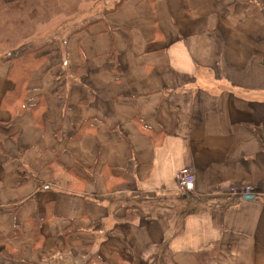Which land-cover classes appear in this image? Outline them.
Returning <instances> with one entry per match:
<instances>
[{"label": "crops", "instance_id": "1", "mask_svg": "<svg viewBox=\"0 0 264 264\" xmlns=\"http://www.w3.org/2000/svg\"><path fill=\"white\" fill-rule=\"evenodd\" d=\"M114 6L0 60V264H264V0Z\"/></svg>", "mask_w": 264, "mask_h": 264}, {"label": "trees", "instance_id": "2", "mask_svg": "<svg viewBox=\"0 0 264 264\" xmlns=\"http://www.w3.org/2000/svg\"><path fill=\"white\" fill-rule=\"evenodd\" d=\"M81 1L94 0H12L6 2L0 0V15L2 16V20H4V25L7 23L11 24L15 27L16 31V28H20L24 24V20L31 21L36 19V17L42 19L46 15L53 13L75 15L79 11L78 6ZM121 2L122 0L115 4L114 7L120 5ZM48 21V18L42 20L43 23H47ZM50 42L49 39H42L41 41L32 43L25 42L5 56H1L0 60L11 63V68H9L7 74L8 78L19 82H15V88L13 89L14 96L20 94V85L26 79L28 72L42 64L46 56L40 54V51L50 45ZM3 101H6V96ZM191 212L193 210H183L182 214L186 215Z\"/></svg>", "mask_w": 264, "mask_h": 264}, {"label": "rangeland", "instance_id": "3", "mask_svg": "<svg viewBox=\"0 0 264 264\" xmlns=\"http://www.w3.org/2000/svg\"><path fill=\"white\" fill-rule=\"evenodd\" d=\"M118 1L120 0L81 1L78 6L79 11L75 15L53 13L46 15L42 19L36 17V19H34L35 21L24 20V24L20 28H16V31L15 27L11 24L7 23L4 25V20H2V16L0 15V55L5 56L22 43L41 41V38H44L48 30L54 28V26H57L58 29L61 28L62 33L60 34V38H63L65 34H70L76 30L86 28L89 23L101 16ZM96 3H98L99 6L93 7ZM46 18H48L49 21L43 23L42 20ZM83 19H85L84 22H82ZM179 194H181V192H179Z\"/></svg>", "mask_w": 264, "mask_h": 264}, {"label": "built area", "instance_id": "4", "mask_svg": "<svg viewBox=\"0 0 264 264\" xmlns=\"http://www.w3.org/2000/svg\"><path fill=\"white\" fill-rule=\"evenodd\" d=\"M194 175L191 170L181 169L177 173V186L184 192H191L194 189ZM233 199L242 201L244 196L254 195L256 196L257 191L251 186H245L241 188H231Z\"/></svg>", "mask_w": 264, "mask_h": 264}, {"label": "water", "instance_id": "5", "mask_svg": "<svg viewBox=\"0 0 264 264\" xmlns=\"http://www.w3.org/2000/svg\"><path fill=\"white\" fill-rule=\"evenodd\" d=\"M253 198H254L253 195H248V196H244V197H243V200H244V201H249V200H252Z\"/></svg>", "mask_w": 264, "mask_h": 264}]
</instances>
